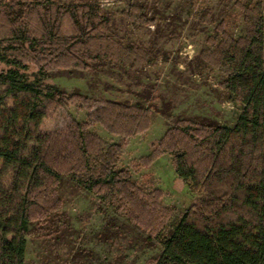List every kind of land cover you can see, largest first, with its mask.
Masks as SVG:
<instances>
[{"label": "trees", "instance_id": "1", "mask_svg": "<svg viewBox=\"0 0 264 264\" xmlns=\"http://www.w3.org/2000/svg\"><path fill=\"white\" fill-rule=\"evenodd\" d=\"M116 1L123 3L117 14L131 26H156L144 3ZM250 6L244 32L216 31L207 51L225 72L223 88L242 104L234 124L178 118L159 139L175 175L199 195L165 231L156 216L160 192L151 202L118 165L121 145L90 130L98 125L121 137L146 130L153 107L144 89L137 101H118L44 82L55 70L142 69L144 46L115 36V22L98 0H0V62L6 67L0 70V108L10 98L24 108V134L14 142L4 132L18 118L0 124V264H25L28 228L61 209L65 177L136 229L161 233L153 264H264V0ZM71 104L85 112L83 121L40 130L42 121Z\"/></svg>", "mask_w": 264, "mask_h": 264}, {"label": "rangeland", "instance_id": "2", "mask_svg": "<svg viewBox=\"0 0 264 264\" xmlns=\"http://www.w3.org/2000/svg\"><path fill=\"white\" fill-rule=\"evenodd\" d=\"M98 1L115 22V36L144 46V68L133 66L127 74L123 73L127 66L118 64L102 70H55L44 82L69 94L118 101H137L144 89L146 103L153 107L146 130L130 137L111 135L98 125L90 130L107 144L121 145L118 165L129 171L138 188L150 194L151 202L160 192L156 216L166 231L199 195L175 175L171 156L159 152V139L178 118L202 116L221 125L234 124L242 104L223 88L225 72L207 51H211L216 31L232 36L244 32V14L258 0H139L156 22V26L139 29L117 14L123 3ZM65 25L69 27V22ZM5 68L0 62V70ZM23 114L24 108L16 99L10 98L0 108V124L10 115L18 118L16 126L4 132L10 143L24 134ZM84 117L85 112L71 104L42 121L40 130L53 132ZM58 193L61 209L48 221L28 228L25 264H153L161 233L136 229L119 210L101 203L68 177Z\"/></svg>", "mask_w": 264, "mask_h": 264}]
</instances>
